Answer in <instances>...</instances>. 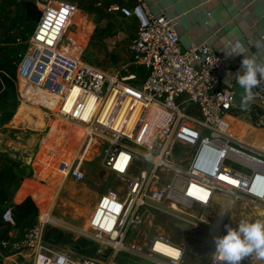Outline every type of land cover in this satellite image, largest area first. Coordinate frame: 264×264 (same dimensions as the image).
<instances>
[{
  "label": "built area",
  "instance_id": "2783aa9c",
  "mask_svg": "<svg viewBox=\"0 0 264 264\" xmlns=\"http://www.w3.org/2000/svg\"><path fill=\"white\" fill-rule=\"evenodd\" d=\"M95 6L136 21L132 63L121 67L127 75L113 76L60 51L78 6L48 0L39 6L41 18L27 51L19 55L17 83L23 101L35 104L34 95L44 94L48 100L42 96L41 108L55 104V115L83 129L70 170L75 181L85 179L83 167L100 145L104 167L127 183L123 195L110 191L99 197L82 232L107 252L98 262L51 248L47 227L60 222L50 211L21 235L8 207L2 217L11 231L0 241V258L16 264H121L119 256L126 253L158 264H186L189 243L175 246L163 234L142 238L146 215L184 220L196 240L218 197L240 209L264 207V148L234 134L229 119L236 108L238 70L228 53L236 45L223 51L209 44L183 48L176 19L153 13L148 0L132 7ZM135 70L145 75L141 83ZM252 92L259 109L254 125L264 131L263 82ZM56 93L60 99H52ZM159 245L170 253H159ZM209 264L219 262L212 258Z\"/></svg>",
  "mask_w": 264,
  "mask_h": 264
},
{
  "label": "rangeland",
  "instance_id": "374dc122",
  "mask_svg": "<svg viewBox=\"0 0 264 264\" xmlns=\"http://www.w3.org/2000/svg\"><path fill=\"white\" fill-rule=\"evenodd\" d=\"M25 1L0 0V42L7 36L12 39L10 45L2 44L1 48L13 46L19 51L21 47L28 46L27 41L32 35L28 36L22 27H11L12 17L22 16ZM33 1L39 7L48 0ZM61 1L77 5L78 11L75 25L65 34L60 51L113 76L127 75L121 68L124 63L119 64L117 61L115 64L111 58L113 54L106 51V42L102 36L112 33V29L108 31V25H101L95 7L86 0ZM21 34L23 35L20 36ZM18 38L21 39V43L17 42ZM119 56L124 59V53H120ZM136 73L141 83L145 75L140 70ZM16 86L19 106L15 109L12 120L0 125V156L8 155L23 164L21 174L24 180L14 191L9 207L21 205L27 200L33 202L37 214L25 231L37 223L41 214L50 211L60 222L47 227L45 238L51 248L74 257L92 258L103 262L101 255L107 251L103 246L82 235V232L88 227L98 198L110 191L123 195L127 183L104 167L103 146L100 145L83 167L85 179L81 182L75 181L70 170L75 165L77 151L84 138L83 129L59 118L50 107L41 108L39 102L45 97L44 94L43 97L41 93L34 95L35 104L23 101L18 83ZM243 130L244 133L249 131L246 128ZM243 130L240 134L234 130V134L242 138ZM192 215L194 218L199 217L195 212ZM242 219L250 222L264 220V207L240 209L236 203L218 197L214 212L209 215L208 220L201 222L202 227L197 231L199 236L196 240H192L193 227L188 222L164 214L146 215L141 236L143 239L152 240L156 235L163 234L175 246L189 243V249L185 254L192 261L193 258L203 260L206 254L214 250V237L221 232L226 233L225 225L235 228ZM24 233L21 232V235ZM121 255L119 262L124 264L125 258L130 256L126 253ZM20 260L21 258L17 261ZM11 263L0 260V264Z\"/></svg>",
  "mask_w": 264,
  "mask_h": 264
},
{
  "label": "crops",
  "instance_id": "0c3cea01",
  "mask_svg": "<svg viewBox=\"0 0 264 264\" xmlns=\"http://www.w3.org/2000/svg\"><path fill=\"white\" fill-rule=\"evenodd\" d=\"M86 1L95 7L101 25L110 24L112 27L111 36L105 40L106 51L115 55L119 64L132 63L130 48L136 35L135 19L106 13L95 5L103 2L105 6L114 3L132 7L138 0ZM148 3L153 13L176 19V30L183 48L209 44L216 50L223 51L229 44L235 43L236 46L240 45L242 51L230 58L234 68L239 70L244 56L255 58L257 63H264V0H148ZM120 53H124V59L119 56ZM261 81L264 84V80ZM242 98L236 102V108L230 113V122L235 125L237 129L234 130L239 134L243 128L248 129L246 133L243 130L242 136L264 148V131H258L254 125L259 109L252 100L244 103ZM213 254L214 250L206 254L203 260L193 258V261L185 254L184 259L186 264H209ZM121 257L122 255L120 259ZM2 261L8 262L3 259ZM124 264L158 263L130 256L125 258ZM241 264H264V261L249 256Z\"/></svg>",
  "mask_w": 264,
  "mask_h": 264
},
{
  "label": "trees",
  "instance_id": "16d2710c",
  "mask_svg": "<svg viewBox=\"0 0 264 264\" xmlns=\"http://www.w3.org/2000/svg\"><path fill=\"white\" fill-rule=\"evenodd\" d=\"M5 7L6 5H4V9ZM40 18L41 11L37 3L33 0H26L24 2L22 16L12 17L11 27H22L24 31L28 33V36L33 35ZM107 28L108 31L112 29L110 24H108ZM111 34L112 33L103 35V40L105 41ZM22 35L23 34L20 36ZM11 41L12 39L7 36L0 42V46L2 44L10 45ZM26 51L27 47H21L19 51L13 46L11 48L0 47V125L9 123L14 116L15 109L19 106L16 86L17 68L20 62L19 55L24 54ZM111 58L114 60V63L117 64V57L111 55ZM22 168L23 164L20 161L8 155L0 156V241L8 238L9 232L11 231V228L3 221L2 216L7 207H9L17 186L24 180L21 174ZM11 207L13 208L14 218L20 233H24L29 227L30 221L36 216L37 209L31 200H27L21 205ZM9 255H11L9 251L4 252V256ZM0 260L2 261V258H0Z\"/></svg>",
  "mask_w": 264,
  "mask_h": 264
},
{
  "label": "clouds",
  "instance_id": "9594fccd",
  "mask_svg": "<svg viewBox=\"0 0 264 264\" xmlns=\"http://www.w3.org/2000/svg\"><path fill=\"white\" fill-rule=\"evenodd\" d=\"M241 51L240 45H237L228 56L232 57ZM235 79L236 84L243 89V102L251 101L252 90L264 80V63H257L255 58L244 56L239 70L235 73ZM227 82L228 80H225V83ZM225 229V235L214 237V261L219 264H241V261L249 256L264 261V220L250 222L242 219L237 227L225 225Z\"/></svg>",
  "mask_w": 264,
  "mask_h": 264
},
{
  "label": "bare ground",
  "instance_id": "6f19581e",
  "mask_svg": "<svg viewBox=\"0 0 264 264\" xmlns=\"http://www.w3.org/2000/svg\"><path fill=\"white\" fill-rule=\"evenodd\" d=\"M72 24L74 25L75 24V19L72 21ZM55 95V98L53 97L52 99H60V94L59 93H56V94H54ZM45 98V97H44ZM43 98V101H45V99L46 100H48L47 98H45L44 99ZM55 104H51L50 105V108L53 110V111H55L57 108H55ZM31 108V107H30ZM202 227V226H201ZM172 253H175V254H177V252H175V251H171ZM159 253H161V254H163V255H168L167 253H170V249L169 248H167V247H164V246H160L159 245Z\"/></svg>",
  "mask_w": 264,
  "mask_h": 264
},
{
  "label": "water",
  "instance_id": "95a60500",
  "mask_svg": "<svg viewBox=\"0 0 264 264\" xmlns=\"http://www.w3.org/2000/svg\"><path fill=\"white\" fill-rule=\"evenodd\" d=\"M234 89L237 91V93H236V95H237V101H240V99L244 96L243 89L240 88V87L238 86V84H236V85L234 86Z\"/></svg>",
  "mask_w": 264,
  "mask_h": 264
},
{
  "label": "snow or ice",
  "instance_id": "6c2138e0",
  "mask_svg": "<svg viewBox=\"0 0 264 264\" xmlns=\"http://www.w3.org/2000/svg\"><path fill=\"white\" fill-rule=\"evenodd\" d=\"M221 179H225L224 177H221Z\"/></svg>",
  "mask_w": 264,
  "mask_h": 264
}]
</instances>
